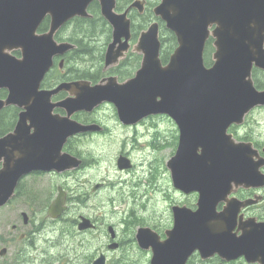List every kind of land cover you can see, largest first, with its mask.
<instances>
[{"label":"water","instance_id":"water-1","mask_svg":"<svg viewBox=\"0 0 264 264\" xmlns=\"http://www.w3.org/2000/svg\"><path fill=\"white\" fill-rule=\"evenodd\" d=\"M89 1L0 0V87L9 89L8 97L0 99V110L8 105L25 109L15 131L0 138V160H9L0 168V207L14 196L19 179L30 171L79 167L81 160L62 149L68 137L95 126L80 124L71 116L108 101L125 123L156 114L171 117L180 130L178 149L168 163L174 186L185 193L200 192L197 210L173 208L175 225L166 240L161 241L148 228L139 230L140 245L153 250L151 264H186L195 250L203 257L215 252L227 258L263 253L258 242L263 236L234 237L227 226H219L223 217L217 216L216 206L229 192V183L243 179L246 163L244 145L236 143L227 130L231 124L241 123L251 108L264 104V91L255 87L252 78L254 66L264 69V0H162L155 14L178 42L168 63L161 59L160 28L155 22L134 46L143 53L134 77L123 82L109 77L95 85L63 82L51 91L39 90L53 57L74 47L57 43L54 34L71 17L89 16ZM114 6L115 0H102V13L114 25L106 66L117 63L130 47L131 21L127 12L118 14ZM48 14L51 28L38 34ZM211 36L216 49L213 63L207 66L204 53ZM18 48L22 58L10 53ZM60 90L76 97L52 103L51 95ZM56 107L68 113H54ZM13 144L23 145L24 151L18 155L7 151ZM119 167H130L126 157H120ZM64 210L61 193L49 214L56 217ZM90 225L84 219L80 228ZM104 263L101 256L93 264Z\"/></svg>","mask_w":264,"mask_h":264},{"label":"flooded vegetation","instance_id":"flooded-vegetation-1","mask_svg":"<svg viewBox=\"0 0 264 264\" xmlns=\"http://www.w3.org/2000/svg\"><path fill=\"white\" fill-rule=\"evenodd\" d=\"M161 2L162 0H115L114 11L118 14L127 12L131 21L130 47L117 63L106 66V51L113 40L114 25L102 13V0H90L87 5L89 16L71 17L54 34L57 43H70L74 47L53 57V65L39 90L51 91L63 82L89 81L95 85L109 77H116L119 82L134 77L143 60V53L134 50V46L141 33L155 22L160 28L162 57L167 40L162 32L167 27L166 22L155 14V8ZM51 24L52 17L48 14L36 32H48ZM77 26L96 28V36L83 37L79 30H74ZM215 27L216 25L212 26ZM74 33L79 36L74 38ZM92 40L97 41L93 43V50L100 56L97 61L91 60L93 53L81 57L85 54V49L80 48V44L86 41L90 43ZM214 41L211 36L205 51L210 46L213 49L212 54L214 53ZM10 53L18 58L23 57L19 48L12 49ZM171 53L167 58L162 57L164 64L168 63ZM211 64L212 62L207 63L208 66ZM252 78L255 87L264 91V69L254 66ZM8 94V88L0 87V99H6ZM74 97L75 93L60 90L51 95V101L55 103ZM24 111L19 105H8L0 110V138L15 131L20 114ZM54 113L65 116L68 112L64 108L56 107ZM71 119L83 125L95 126L94 129L68 137L62 149L63 153L78 157L81 165L62 171L32 170L19 179L14 196L0 207V210H5L0 219V264H93L101 256L105 257L104 264H151L153 250L140 245L137 238L139 230L148 228L161 241L166 240L168 231L175 225L173 208L186 206L195 211L200 199L198 190L185 193L173 183L168 163L179 146L178 125L164 114L149 115L134 123H125L120 119L116 106L108 101L100 103L92 110L75 111ZM169 123L173 124L172 130L168 127ZM27 124L31 122L27 120ZM30 130L33 133L35 127L32 126ZM227 133L232 135L236 143L244 145L246 163L243 179L231 181L229 192L217 203V216L223 217V222L218 223L220 227L227 226L234 237L239 238L243 234L262 235L258 241L262 251L264 104L251 108L241 123L229 126ZM100 141L105 145L103 151L97 150ZM11 146L13 148L7 151L14 155L24 151L23 145L21 148L14 144ZM112 150L117 153L114 164L124 174L115 181L101 177L97 172L103 162L110 163ZM198 152L201 153V149ZM122 156L128 159L130 167H119ZM15 161L16 157L11 160L12 163ZM8 162L6 159L0 160V168ZM107 169L109 171L110 166ZM169 183L175 193L191 195L193 199L190 202L173 200L165 211L154 207L155 203L152 207L155 195L168 198L169 188L166 187H169ZM114 187H118V196L110 197V201L113 205L114 201L124 203L121 210L128 213L120 218L119 226L106 220L104 205L101 207V200L105 198L100 195L103 192L108 195L107 189ZM61 193L64 194L65 210L59 216L53 217L49 214V209ZM105 200L109 202L108 198ZM91 204L96 208H90ZM223 211L225 214H222ZM84 219L89 220L91 225L82 229L80 224ZM89 234H93V241H89ZM186 264H264V252L256 257L242 254L227 258L219 252L203 257L199 250H195Z\"/></svg>","mask_w":264,"mask_h":264},{"label":"rangeland","instance_id":"rangeland-1","mask_svg":"<svg viewBox=\"0 0 264 264\" xmlns=\"http://www.w3.org/2000/svg\"><path fill=\"white\" fill-rule=\"evenodd\" d=\"M168 41V40H167ZM167 48V46H165ZM210 47V46H209ZM210 54H209V60L207 61L206 59V56H207V52L205 53V60H206V63H209V62H212V52H213V49L210 47ZM207 50V49H206ZM134 73V71H133ZM168 127L170 130L173 129V124L172 123H169L168 124ZM103 146L105 145H102L101 141L100 143L97 144V150L98 151H103ZM116 146V145H115ZM112 149V148H111ZM116 150H112L111 153H110V158H109V162L105 163L103 162L101 165H99V169L97 170V172L101 175V177H106V178H110L112 181H115L116 179H118L120 177V175H124L123 173H121L115 166L114 164V158L116 157ZM137 158H139V155L137 156ZM103 159V158H102ZM171 159V157H170ZM110 166V170L107 171L108 167ZM103 168V169H102ZM100 175H98V177H100ZM91 176V175H90ZM169 187L167 186L166 188L168 189L169 188V192H168V198L165 199L164 196L161 197V195H155L153 194L154 196V199L152 201V204L151 206L153 207V204L155 203V206L154 207H158V208H161L162 211L166 210L167 207H169V203L173 200H178V201H181V202H190L193 197L191 195H188V196H184L180 193H175L174 190L171 188V184L169 183L168 184ZM148 191V189H147ZM107 192H108V195H106V192L102 193L100 195L101 198H108L109 202H107V200L103 199L101 200V207L104 205V215L106 217V220H109L110 223H116L118 224L119 226V221H120V218L122 216H127V212L123 213V211L121 210V207L124 205V203H120V202H117V201H114L115 204L113 205L112 202L110 201V197H117L118 195V187H114L113 189H107ZM140 193V192H139ZM163 194V193H162ZM147 195H151L150 193H147ZM162 198V199H161ZM99 205V207H100ZM90 208H96L95 205L91 204ZM113 210H116L117 212L116 213H113L112 211ZM5 210H0V219L2 218V213H4ZM123 213V214H122ZM118 222V223H117ZM125 227V225H123ZM89 241H93V234L90 235L89 234ZM89 244H92V242H89ZM44 247V246H43Z\"/></svg>","mask_w":264,"mask_h":264},{"label":"trees","instance_id":"trees-1","mask_svg":"<svg viewBox=\"0 0 264 264\" xmlns=\"http://www.w3.org/2000/svg\"><path fill=\"white\" fill-rule=\"evenodd\" d=\"M74 30H79V34H81L83 37H90V38L93 37V36H96L95 35V33H96L95 31H97L96 28L87 27V26H81V27L77 26L76 28H74ZM162 33L165 34V36L167 37V40H168V41L166 40V42L164 43L162 57L167 58L170 55V53L174 50V48L176 47L177 41H176L175 35L172 32H170L169 30H167L166 28H164ZM79 34L74 33L73 34L74 38L79 36ZM93 43L95 44V43H97V41H93L92 40V41H90V43H87V41H86V42L80 44V48L85 49V54L81 55V57H84L87 54L90 55V54L93 53L92 54L93 58H91V60L97 61L98 59H100V56L99 55L97 56L96 51L93 50V47H94ZM165 46H167V48ZM78 51H79V49L76 50V52H78ZM206 52H207L206 59L208 61L209 60V54H210L209 46H208Z\"/></svg>","mask_w":264,"mask_h":264},{"label":"bare ground","instance_id":"bare-ground-1","mask_svg":"<svg viewBox=\"0 0 264 264\" xmlns=\"http://www.w3.org/2000/svg\"><path fill=\"white\" fill-rule=\"evenodd\" d=\"M138 190L141 192V188H139ZM158 192H160V191H158Z\"/></svg>","mask_w":264,"mask_h":264}]
</instances>
